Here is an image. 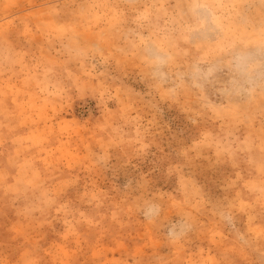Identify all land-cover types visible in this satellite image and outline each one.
Listing matches in <instances>:
<instances>
[{
  "label": "rangeland",
  "instance_id": "374dc122",
  "mask_svg": "<svg viewBox=\"0 0 264 264\" xmlns=\"http://www.w3.org/2000/svg\"><path fill=\"white\" fill-rule=\"evenodd\" d=\"M0 264H264V0H0Z\"/></svg>",
  "mask_w": 264,
  "mask_h": 264
}]
</instances>
